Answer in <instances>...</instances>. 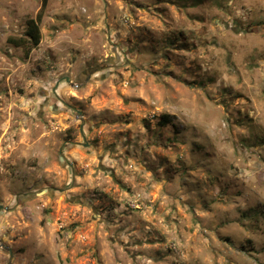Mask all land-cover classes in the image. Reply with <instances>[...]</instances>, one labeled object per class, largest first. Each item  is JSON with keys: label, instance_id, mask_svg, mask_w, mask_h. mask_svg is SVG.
<instances>
[{"label": "rangeland", "instance_id": "374dc122", "mask_svg": "<svg viewBox=\"0 0 264 264\" xmlns=\"http://www.w3.org/2000/svg\"><path fill=\"white\" fill-rule=\"evenodd\" d=\"M41 5L0 0V264H264V0H46L32 48Z\"/></svg>", "mask_w": 264, "mask_h": 264}, {"label": "trees", "instance_id": "16d2710c", "mask_svg": "<svg viewBox=\"0 0 264 264\" xmlns=\"http://www.w3.org/2000/svg\"><path fill=\"white\" fill-rule=\"evenodd\" d=\"M40 11L37 13L36 17L34 19H28L25 24V30H24V35L27 37L29 44L31 45L32 48H35L39 45L41 35L39 31V23L41 22L42 16H43V10L46 6V0H42V5H41ZM9 43L13 45H18L14 42L12 39L7 40ZM168 116H162L161 121L159 122L160 126H164L168 124Z\"/></svg>", "mask_w": 264, "mask_h": 264}]
</instances>
